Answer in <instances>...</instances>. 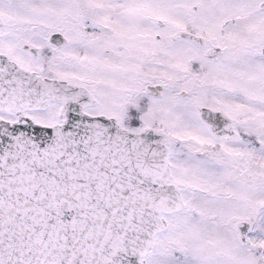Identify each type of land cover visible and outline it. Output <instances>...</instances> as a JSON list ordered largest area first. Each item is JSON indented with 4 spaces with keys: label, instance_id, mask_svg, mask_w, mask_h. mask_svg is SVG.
I'll return each instance as SVG.
<instances>
[{
    "label": "snow or ice",
    "instance_id": "snow-or-ice-1",
    "mask_svg": "<svg viewBox=\"0 0 264 264\" xmlns=\"http://www.w3.org/2000/svg\"><path fill=\"white\" fill-rule=\"evenodd\" d=\"M0 264H264V0H0Z\"/></svg>",
    "mask_w": 264,
    "mask_h": 264
}]
</instances>
